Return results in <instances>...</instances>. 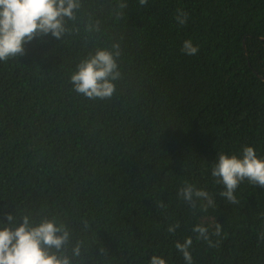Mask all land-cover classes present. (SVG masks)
I'll use <instances>...</instances> for the list:
<instances>
[{"label":"trees","instance_id":"obj_1","mask_svg":"<svg viewBox=\"0 0 264 264\" xmlns=\"http://www.w3.org/2000/svg\"><path fill=\"white\" fill-rule=\"evenodd\" d=\"M127 2L117 19L116 0H82L64 37H35L0 62V223L9 213L18 223L55 217L83 242L84 264H149L154 254L185 264L175 243L188 237L193 264H264V188L244 180L229 204L211 175L221 152L242 156L250 145L264 157V0ZM97 20L99 31H87ZM186 39L197 54L181 51ZM116 41L113 97L78 95L76 65ZM185 182L216 208L180 199ZM197 224L219 243L198 240Z\"/></svg>","mask_w":264,"mask_h":264},{"label":"clouds","instance_id":"obj_2","mask_svg":"<svg viewBox=\"0 0 264 264\" xmlns=\"http://www.w3.org/2000/svg\"><path fill=\"white\" fill-rule=\"evenodd\" d=\"M149 0H138L142 7ZM82 8V0H0V62L23 55L24 45L35 37L51 34L60 39L69 33L68 21L77 19ZM128 8L127 0H116L114 14L117 19L124 16ZM178 25H185L188 14L182 9L175 16ZM87 31H99V21L85 25ZM181 51L189 56L199 51V46L191 39L183 41ZM122 54L119 41L110 47H99L93 53L82 59L69 80L72 89L90 100H108L116 92V81L121 77L119 58ZM211 175L215 183L223 184L224 190L219 195L229 204L239 203L234 195L240 183L247 180L253 185L264 188V157H258L254 146L246 145L242 156L219 153L212 166ZM178 197L191 207H200L204 211L215 209L214 197L204 188H198L192 183L178 189ZM158 207L167 206L161 201ZM7 223H0V264H84L83 242L73 243L71 229L55 217H43L39 222H33L31 214H25L17 222V217L11 213L6 216ZM83 230L89 228L86 219L81 220ZM179 223L170 224L169 233H175ZM198 240H204L209 247L216 246L209 234V228L197 224L192 229ZM222 225L216 223L211 235L219 237ZM264 240V232L258 235V241ZM175 247L182 254L185 264H193L191 254L192 238L183 242L177 241ZM101 256L107 255L103 247ZM149 264H166L160 255H152Z\"/></svg>","mask_w":264,"mask_h":264}]
</instances>
